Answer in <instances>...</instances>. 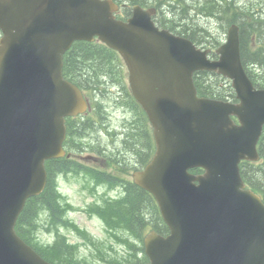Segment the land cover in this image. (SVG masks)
<instances>
[{"label": "water", "instance_id": "95a60500", "mask_svg": "<svg viewBox=\"0 0 264 264\" xmlns=\"http://www.w3.org/2000/svg\"><path fill=\"white\" fill-rule=\"evenodd\" d=\"M116 9L111 0H0V264H53L15 226L46 186L45 160L64 155L65 117L86 108L64 77V54L97 36L123 55L155 127L157 151L135 179L158 199L170 233L146 237L144 264H264V203L239 170L241 158L258 157L264 91L243 68L238 28L211 61L188 38L159 30L149 10L136 6L124 21ZM211 69L233 78L240 104L197 96L193 72ZM195 166L206 172L191 174Z\"/></svg>", "mask_w": 264, "mask_h": 264}, {"label": "rangeland", "instance_id": "374dc122", "mask_svg": "<svg viewBox=\"0 0 264 264\" xmlns=\"http://www.w3.org/2000/svg\"><path fill=\"white\" fill-rule=\"evenodd\" d=\"M188 21L193 27L206 29L213 37L217 38H212L214 43L216 40L224 42L227 38L228 27L220 14L216 16L210 13H193ZM99 60L104 62L94 60L89 65L84 63L81 71L87 78V83H89L88 81L94 83V90L91 86L88 87L89 94L96 96L97 102L103 105V112L111 118V126L118 130V137L114 138V141H110V136L98 132L96 127L99 125L97 123L96 125L89 123L84 127L83 135L86 134L84 139H78L81 134L77 131L75 133L77 138H71L69 150L75 158H81L85 162H88V153H94L96 150L89 148L97 145L93 144L94 142L102 141L104 145L111 142L114 152H125L126 143L123 140L126 136L125 133L134 132L135 129L141 128L143 125L134 111V104L128 98L116 100L120 96L117 94V89L121 88L118 84H122L124 81L117 83L109 56L99 58ZM82 140L89 148V152L81 151V155H77L80 153L78 143ZM132 148L134 154H138L139 149L134 145ZM55 170L68 173L69 176L66 174L55 175L53 183L57 190L56 198L60 203L56 204V207H51L50 203L42 204L37 209L35 214L37 222L34 223L32 233L39 239V247L44 246L43 244L49 245L56 238L58 239L59 233H64L69 242L75 245V249H71L69 255L65 254L68 249L65 244L62 245L65 246L63 248L55 246L51 249L52 253L58 256V260L64 264H123L124 262L127 264L131 257L128 250L133 245V241L136 242V235L123 225L121 218L113 217L112 206L107 203L108 201L104 197L105 192L113 196H120L124 190L116 186L107 191L101 182L97 184L96 176L92 174L88 166L75 162L68 165L63 171L59 168ZM92 186H95L96 190H93ZM95 201L104 206L105 215L98 210L87 211V207ZM145 213L148 216L150 209H146ZM69 220H72L73 223L71 224ZM107 221L111 222L113 227L109 226ZM59 224H61L60 229ZM110 233H115L117 239Z\"/></svg>", "mask_w": 264, "mask_h": 264}, {"label": "trees", "instance_id": "16d2710c", "mask_svg": "<svg viewBox=\"0 0 264 264\" xmlns=\"http://www.w3.org/2000/svg\"><path fill=\"white\" fill-rule=\"evenodd\" d=\"M174 14H176L175 11ZM178 16L182 18V21H186V19L188 21L190 19V17H187L188 16L187 9L182 7H181V11L176 15V18ZM247 30H249L248 27L245 29V31ZM179 32L191 38L193 41H195L198 44H200L202 41H204L207 38H212V36L209 35L206 29H201V28H190L186 26L183 30H180ZM245 47L246 46H244V57L250 56L248 58L253 57L254 60L260 57L261 54L258 51L251 52V55L250 53L249 54L246 53L247 49H245ZM107 56H109L112 65L117 64V59H119V55L116 54L115 51L107 47L105 44L101 42L77 41L65 54V65H64L65 76L70 78L74 82L78 83L79 85L84 86L82 80H87V78L84 77L83 72L81 71V68L84 65V63H87L89 65L92 64L94 60L104 62L99 60V58H107ZM207 78L208 76H205L202 73H200L198 76L196 75V83L199 87V91L203 94L223 97L222 90L219 87L217 86L209 87V85L204 83ZM261 147L264 155V138ZM47 166L49 169L50 161H48ZM242 171L247 182L252 187L261 190L264 193V165L262 164V166L259 167L256 163L243 162ZM50 194H51V187L49 183V185L46 187L45 191L42 194L35 197H31L27 201L26 207L18 219L16 228L19 234L29 243L35 246V248H37L45 258H47L52 262H56L57 264H64L58 260L57 255H54L52 253L51 246L43 244L44 246L39 247L40 241L35 237V234L33 235L32 233V229L36 221L35 214L37 213V209L42 204H48V201L50 200ZM140 194L144 196V193L134 192L133 198L132 200H130V207L132 208V210L124 212V214L127 217L131 216L132 218V221L127 223L126 226H129L139 235L141 232L139 233L138 229L144 230L145 227V222L138 221L142 218L140 217V205L142 203V198ZM113 211H117V213H119L120 216H123L124 207L121 204L116 205L113 207ZM134 219L137 220V222H135ZM70 249L71 248H68L66 250L65 253L66 255H69ZM142 252H143V248L136 247L135 253L133 254L135 256L134 260L131 261L134 263L132 264H138L146 259V256L144 258L141 256Z\"/></svg>", "mask_w": 264, "mask_h": 264}, {"label": "flooded vegetation", "instance_id": "af4514ba", "mask_svg": "<svg viewBox=\"0 0 264 264\" xmlns=\"http://www.w3.org/2000/svg\"><path fill=\"white\" fill-rule=\"evenodd\" d=\"M236 2H239V0H235ZM260 1V0H257ZM117 3H119L118 13L123 14L124 11L128 12L130 10V2L128 0H116ZM225 4L229 6L230 0H224ZM151 4H158L156 0H147L145 2V5L151 6ZM162 10H167L165 7H162ZM159 16V15H158ZM240 27H241V33L244 26L249 25L252 20H250L246 14H240ZM257 25L261 27L260 31L262 33L264 32V5L263 7L256 10L254 20ZM257 36V35H256ZM260 38L264 40V36L261 35ZM259 74H262V72H259ZM84 93L87 96V100L89 101V109L82 115H78L76 117H72L71 119V126L79 125L77 128V131L81 134V136L78 139L86 138V134L84 133V127L88 126L89 123L94 122L93 124L99 125L96 127L98 129V132L100 134H106L110 136V141H114V138L118 137L117 129L114 128V126H111V121L109 115H105L103 105L101 103H98L96 100V96L89 95V90L84 91ZM126 91L122 88L117 89V94L120 95L116 98V100H120L121 98H124ZM94 103V104H93ZM96 107H98L96 109ZM101 107L102 109H100ZM136 114L138 116L139 121L142 119L146 122V128L149 130V122L148 119L146 121V117L142 113L140 108L135 109ZM107 132H105V131ZM75 132V131H74ZM73 132V138H77L75 136V133ZM126 136L123 138L124 141H126V151L125 152H114L112 149V143L107 142L106 145L102 144V141H99L94 147H89L90 149H96L94 153H88V162H85L83 159L79 158V165L88 166L92 174L96 176L97 184L101 182V185H104V187L107 189L112 184H116V186H119L123 190H128L132 186L133 181V172L136 169H139L142 167L147 160V152L149 153V142L147 140H144L139 135L132 136L131 132H126ZM112 138V139H111ZM72 139H70L67 142V145L69 147L70 142ZM132 145L136 146L139 149L138 154H134ZM89 148L82 142L78 143V149L80 150V153L77 155H81V151L89 152ZM110 151V152H109ZM128 154V155H126ZM135 157V158H134ZM76 161V158H73L70 162L73 163ZM102 163V164H101ZM115 186V187H116Z\"/></svg>", "mask_w": 264, "mask_h": 264}]
</instances>
